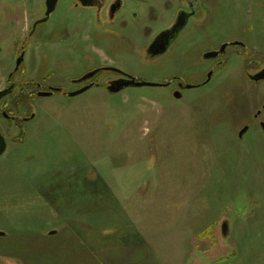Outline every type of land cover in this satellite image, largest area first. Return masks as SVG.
<instances>
[{
  "label": "rangeland",
  "instance_id": "1",
  "mask_svg": "<svg viewBox=\"0 0 264 264\" xmlns=\"http://www.w3.org/2000/svg\"><path fill=\"white\" fill-rule=\"evenodd\" d=\"M123 1V26H106L128 36L59 0L25 42L46 0H0V89L14 45H26L25 80H45L46 90L75 91L73 79L106 64L158 84L208 78L181 97L164 85L55 92L38 96L20 124L0 117V264H264V110L253 118L264 79L246 75L264 66V0H198L204 20L155 58L144 47L171 22L176 0ZM87 24L95 36L82 45ZM67 28L77 48L63 43ZM233 42L248 47L208 58ZM4 103L16 111L11 97Z\"/></svg>",
  "mask_w": 264,
  "mask_h": 264
},
{
  "label": "flooded vegetation",
  "instance_id": "2",
  "mask_svg": "<svg viewBox=\"0 0 264 264\" xmlns=\"http://www.w3.org/2000/svg\"><path fill=\"white\" fill-rule=\"evenodd\" d=\"M197 1L198 0H176V5L178 8L176 9V11L174 13L173 19L171 20V22L169 24H167L165 27H163L162 29H160L159 31H157L154 34V36L148 41L147 45L144 47L146 54H149V57L155 58L159 54L167 52L171 48V46L174 44V42L178 39V37L182 34V32L187 28V26L189 25V23L192 19L200 20L199 18L202 16V14L200 13V9L198 8V3L200 1L199 2H197ZM74 4L77 7L81 6V7H86L88 9L94 10V13H95L93 15L94 18L92 19L90 17L89 19H86V21H88V20L90 21V24H93L92 22H95V21H99L101 23L102 19L105 18V20L107 22L100 24L103 31L106 32L107 29H109L110 33L113 34L114 36L115 35L121 36V34L123 36H128L127 34H123L121 32L122 29H117V28L111 29V28H108V26H106L107 24H113L116 22H118L121 26H123L122 23H124V21L126 20V17L124 15V12L126 11V9H125V5H124L123 0H92L88 5H83L81 0H74ZM180 4H181V7L178 6ZM129 15H130V18L132 20L135 19V17L131 13H129ZM138 16L136 17V19H140L139 21H141L142 18L138 17ZM43 17H41V18H43ZM41 18L33 20L31 27L28 29V34L26 35L25 42H28L29 39H31V37L35 34L37 27L40 24L39 23L36 25V22ZM202 20H204V19L202 18L200 21H202ZM183 21H186V24L178 32L179 28L176 27V25L178 24V22L180 23ZM85 29L87 31L85 32L84 39L81 41L82 45L85 43V41H87V39H90L92 36H95L94 32H93L94 28L91 27V25L87 24L85 26ZM66 31L68 32V36H64L65 38H64V40H62L63 43H67L72 39V41H71L72 45L74 44V47L72 46V48H77V46L79 45L78 40L76 38L73 40L74 34L77 31H73L70 28H67ZM91 32H92V35H91ZM177 32H178V34H177ZM174 37H175V39L168 46L167 50L163 52L164 48L168 44V41L172 40V38H174ZM226 44L227 45H231V44L239 45V46L244 47V48L248 47L247 44H244L242 42H237V43L233 42V43H226ZM0 47H1V50H0V54H1L4 52V48L1 45H0ZM14 49L16 50V52H15V54H16L15 66L7 74V76L5 78L6 86L0 90L7 89L11 86L13 88L7 96L3 97L0 100V103L5 98L11 97V103L13 105V108L16 111L15 112L10 111L11 109H9V107H8L9 104L4 103L0 106V117H2L3 119H6L9 122H14V123L20 124V123L24 122L27 118H29L28 112H30L31 107H34V100L38 96L41 97L40 96L41 92L52 91L53 88L59 89V90H53V93L64 92L65 94H69V92H65L64 89L60 86H50L48 88V90H46V89H44V83L46 82L45 80H44V82L43 81L40 82L38 80L35 81V80H31V79L29 81L25 80V78L23 76V74H24L23 68H25L24 65H25V57H26V50H27L26 45H21V47H19V45L18 46L14 45ZM223 52H225V50L224 51H222L221 49H220V51L214 50L211 54H209L208 58H216V57L220 56ZM20 56H23V60L17 68V65H18L17 63H18V59L20 58ZM107 67L116 68L114 65H108V64L100 65V67L98 68L99 70H97V72L93 76L85 78V76H88V74L95 71V70H92V71L89 70L86 73H83V75L81 77L79 76V77L73 79V82H75L76 84H79V85L81 84L77 90L82 89L84 87H88V86H90V88H91L94 86L100 87L102 85L108 89V87L110 85H112L114 82H116L118 80H128L131 76L130 74L121 71V69H118V68H116L117 70L107 69ZM263 69H264V66L262 68H259L258 70L254 71V72L249 71L246 75H248V77L250 79H253L254 81L261 82V81H263V79L258 80V79H256V76ZM101 71L113 72L117 76L115 78L107 80V82L101 83L100 79H96V76ZM207 79L205 81H203L202 83H197V84L191 85V86L196 87V86L205 84L208 81ZM164 82L165 83L162 84L164 86H173L174 96H175L176 92L179 95V90H184V88H189L188 87L189 85H187L183 81V78H181L179 76H173L171 79L165 80ZM30 89H32L31 92H30ZM263 110H264V107L259 108L255 112H253L254 120L259 118V116ZM251 126L252 125L244 127V128H247V131H250ZM259 126L262 128L263 133H264V124H260ZM241 131L238 132V138L239 139H241L243 137V135L247 133V131H246L242 135H240Z\"/></svg>",
  "mask_w": 264,
  "mask_h": 264
},
{
  "label": "water",
  "instance_id": "3",
  "mask_svg": "<svg viewBox=\"0 0 264 264\" xmlns=\"http://www.w3.org/2000/svg\"><path fill=\"white\" fill-rule=\"evenodd\" d=\"M91 1L92 0H81L83 5H88ZM58 3H59V0H46L45 16L43 18L39 19L36 22V25L39 24V23H43V22L48 21L50 19V17L52 16V14L55 12ZM185 24H186V21H183V22H180V23L178 22V24L176 25V27L179 28L178 32L185 26ZM178 32H177V34H178ZM175 37L172 38V40L168 41V44L164 48L163 52L167 50L168 46L175 39ZM226 46H227V44H224L221 47V50L224 51ZM0 50H1V47H0ZM22 60H23V56H20V58L18 59L17 68L21 64ZM107 69H115V70H117L116 68H113V67H107ZM96 72L97 71L91 72L90 74H88V76H85V78L93 76ZM210 76H211V74L209 75V77ZM256 79H258V80L259 79H264V69L256 76ZM157 85H162V84H158V83H154V82H148V81H143V80H138L136 77L131 75L128 80H118V81L114 82L112 85H110L108 87V89L111 92L117 93V92L121 91L122 89H124V88H126L128 86H139L140 87V86H157ZM188 87L190 88L192 86L189 85ZM12 88L13 87L11 86V87H9L7 89L0 90V100L3 97L7 96L11 92ZM89 88H90V86L84 87V88L76 90V91L69 92V95L70 96H77V95L85 92ZM53 90H59V89L58 88H53ZM53 90L52 91H43V92L40 93V96L51 95L53 93ZM246 131H247V128H244L241 131L240 135H242ZM6 148H7V140H6L5 136L3 135V133L0 131V156L2 154H4V152L6 151ZM228 229H229L228 222H224V224H223V234L224 235H227ZM54 233H55V231H51V234H54Z\"/></svg>",
  "mask_w": 264,
  "mask_h": 264
},
{
  "label": "trees",
  "instance_id": "4",
  "mask_svg": "<svg viewBox=\"0 0 264 264\" xmlns=\"http://www.w3.org/2000/svg\"><path fill=\"white\" fill-rule=\"evenodd\" d=\"M180 97L182 96V95H179Z\"/></svg>",
  "mask_w": 264,
  "mask_h": 264
}]
</instances>
